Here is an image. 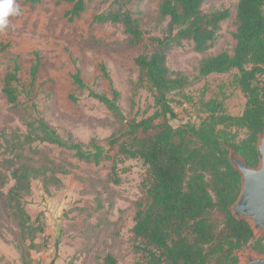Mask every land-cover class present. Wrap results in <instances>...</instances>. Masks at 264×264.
<instances>
[{
  "label": "rangeland",
  "instance_id": "obj_1",
  "mask_svg": "<svg viewBox=\"0 0 264 264\" xmlns=\"http://www.w3.org/2000/svg\"><path fill=\"white\" fill-rule=\"evenodd\" d=\"M161 1L127 3L126 7L139 16L144 31L142 41L135 43L119 23H92L95 14L117 8L111 0H86L85 11L73 21L67 19L71 7L67 2L39 0L31 5L15 0L20 14L10 17L8 27L0 31V264H23L21 249L29 251L30 264H48L52 258L54 264H105L107 254L119 264L142 262L136 249L139 239L132 232L135 213L146 202V166L141 160L123 157L118 162L120 183L115 184L110 178L111 159L95 164L39 140L26 145L23 157H16L19 150H15L17 137L13 134H26L27 122L42 117L63 138L83 144L95 139L108 155L115 156L117 149L108 141L125 131L130 119L139 120L155 110L152 90L140 79L135 58L152 51L151 37L165 35L168 19L159 14ZM237 2L205 0L202 4L204 13L222 9L230 13L210 48L196 52L191 42L185 41L168 51L167 67L189 80L180 93L170 94L177 113L169 119L174 127L186 122L198 124L206 115L202 102L207 100L221 101L231 115L243 111L245 97L235 82L236 70L198 76L203 59L232 52ZM37 58L40 66L31 85L30 69ZM15 63L19 65V80L14 86L20 95L17 102L10 103L2 88ZM76 69L94 91L108 96L113 89L119 92L124 120L89 96L87 89L73 84ZM232 130L239 138L245 136L244 129ZM12 158L17 163L48 164L52 170L47 172V189L41 180L34 179L32 192L25 198V208L37 228L34 247H29L31 236L22 232L8 203L7 193L14 181L6 159ZM250 251L254 250L245 247L237 255Z\"/></svg>",
  "mask_w": 264,
  "mask_h": 264
},
{
  "label": "trees",
  "instance_id": "obj_2",
  "mask_svg": "<svg viewBox=\"0 0 264 264\" xmlns=\"http://www.w3.org/2000/svg\"><path fill=\"white\" fill-rule=\"evenodd\" d=\"M61 1L71 4L66 12L68 21L79 18L86 9V0ZM129 1L111 0L117 8L95 14L92 23H119L135 43H140L144 31L137 13L126 7ZM204 1H161L159 14L168 19L165 35L151 37L152 51L135 58L140 79L152 90L155 110L139 120L130 119L125 131L108 141L111 148L117 149L115 156L108 155L95 139L83 144L70 137L63 138L42 117L27 122L26 134H13L17 137L15 150H19L16 157H23L26 145L39 140L95 164L111 159L110 178L115 184L120 183L118 162L123 157L142 161L146 166L143 182L146 202L139 205L132 227L139 239L136 249L142 254V262L137 264H237V253L245 247L264 252V237H257L246 220L236 219L229 210L241 187L240 173L229 160V148H234L248 166H256V142L259 133H264V0H238L232 52L205 58L198 68L200 77L236 70L235 82L245 97L243 111L231 115L221 101L207 100L202 102L206 115L198 124L186 122L174 127L169 122L177 117L170 94L180 93L189 80L167 67L168 51L185 41L191 42L196 52L207 50L214 44L221 22L230 14L228 9L204 13L201 9ZM26 2L34 5L39 0ZM39 66L37 58L30 69L31 85ZM18 70L15 63L4 79L2 90L10 103L17 102L20 95L14 86L19 80ZM72 81L76 87L87 89L89 96L103 103L119 120H124L116 89L111 96L94 91L78 69ZM185 98L190 100L188 96ZM232 129H244L245 136L239 138ZM6 160L14 181L7 193L8 203L22 232L31 236L29 247H34L37 228L25 208V198L32 192L34 179L41 180L47 189V172L52 170L48 164L37 166L17 163L14 158ZM21 258L23 264H30L28 250L21 249ZM103 260L105 264H119L111 254ZM54 263L52 258L48 264Z\"/></svg>",
  "mask_w": 264,
  "mask_h": 264
},
{
  "label": "water",
  "instance_id": "obj_3",
  "mask_svg": "<svg viewBox=\"0 0 264 264\" xmlns=\"http://www.w3.org/2000/svg\"><path fill=\"white\" fill-rule=\"evenodd\" d=\"M258 163L248 166L244 158L229 148V160L240 173L241 187L229 210L238 220H246L254 234L264 237V133L260 132L256 142ZM260 237V236H257ZM254 250V249H253ZM255 251V252H254ZM238 257L237 264H264V255L256 250Z\"/></svg>",
  "mask_w": 264,
  "mask_h": 264
},
{
  "label": "clouds",
  "instance_id": "obj_4",
  "mask_svg": "<svg viewBox=\"0 0 264 264\" xmlns=\"http://www.w3.org/2000/svg\"><path fill=\"white\" fill-rule=\"evenodd\" d=\"M20 14L15 0H0V31L9 25V18Z\"/></svg>",
  "mask_w": 264,
  "mask_h": 264
}]
</instances>
